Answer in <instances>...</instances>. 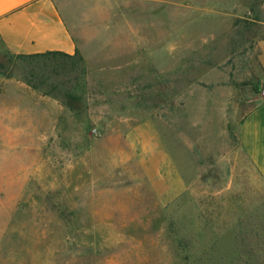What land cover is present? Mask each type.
I'll use <instances>...</instances> for the list:
<instances>
[{
  "label": "rangeland",
  "instance_id": "1",
  "mask_svg": "<svg viewBox=\"0 0 264 264\" xmlns=\"http://www.w3.org/2000/svg\"><path fill=\"white\" fill-rule=\"evenodd\" d=\"M70 6L80 53L0 38V264H264V0Z\"/></svg>",
  "mask_w": 264,
  "mask_h": 264
},
{
  "label": "crops",
  "instance_id": "2",
  "mask_svg": "<svg viewBox=\"0 0 264 264\" xmlns=\"http://www.w3.org/2000/svg\"><path fill=\"white\" fill-rule=\"evenodd\" d=\"M71 1L0 0V38L4 49L14 54L49 50L75 53L81 49L75 32L79 17L73 13ZM258 46L259 72L264 82V37L259 39ZM5 93L10 92L0 90V125L6 129L10 128V120L4 108L10 105L4 100ZM239 140L264 178V97L243 117ZM6 209L9 210V207L0 203V213ZM0 216V227H8L9 217L3 220V215Z\"/></svg>",
  "mask_w": 264,
  "mask_h": 264
},
{
  "label": "trees",
  "instance_id": "3",
  "mask_svg": "<svg viewBox=\"0 0 264 264\" xmlns=\"http://www.w3.org/2000/svg\"><path fill=\"white\" fill-rule=\"evenodd\" d=\"M48 53H57V54H63V55H73L74 53H68L65 51L61 50H49L45 52H37V53H17L21 56H29V55H43V54H48ZM75 53H80L79 49Z\"/></svg>",
  "mask_w": 264,
  "mask_h": 264
},
{
  "label": "built area",
  "instance_id": "4",
  "mask_svg": "<svg viewBox=\"0 0 264 264\" xmlns=\"http://www.w3.org/2000/svg\"><path fill=\"white\" fill-rule=\"evenodd\" d=\"M261 94L264 96V84L262 85V88H261Z\"/></svg>",
  "mask_w": 264,
  "mask_h": 264
}]
</instances>
